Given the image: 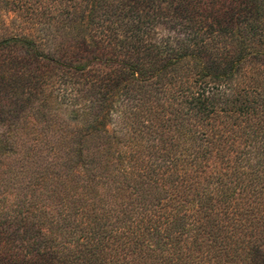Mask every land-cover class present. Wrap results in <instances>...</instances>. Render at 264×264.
Wrapping results in <instances>:
<instances>
[{
  "label": "trees",
  "instance_id": "obj_1",
  "mask_svg": "<svg viewBox=\"0 0 264 264\" xmlns=\"http://www.w3.org/2000/svg\"><path fill=\"white\" fill-rule=\"evenodd\" d=\"M0 264H264V0H0Z\"/></svg>",
  "mask_w": 264,
  "mask_h": 264
}]
</instances>
